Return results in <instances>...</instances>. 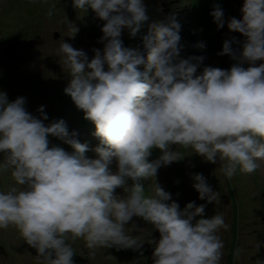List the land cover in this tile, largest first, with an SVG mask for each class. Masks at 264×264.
I'll return each instance as SVG.
<instances>
[{
	"label": "clouds",
	"instance_id": "clouds-1",
	"mask_svg": "<svg viewBox=\"0 0 264 264\" xmlns=\"http://www.w3.org/2000/svg\"><path fill=\"white\" fill-rule=\"evenodd\" d=\"M72 6L82 13L91 9L104 22L103 48H93L91 59L63 39L58 48L70 76L64 92L94 124L100 143L90 149L63 119L45 125L43 106L37 118L26 111L24 97L10 102L0 92V172L14 181L0 191V229H17L35 249L37 264H74L69 240L81 239L92 256L99 248L143 256L142 220L159 233L147 242L152 264H221L219 233L228 225L219 212L205 218L208 203L219 205V192L202 173L192 174V187L206 203L181 209L155 178L160 168L181 160L180 148L219 164L229 180L264 162V0H243L241 18L227 22L245 38L226 39L218 53L235 61L230 69L208 66L199 74L205 57H181L174 13L147 25L142 52L125 47L121 36L127 30L137 37L149 21L143 0H72ZM210 15L218 29L224 26L219 4ZM64 27L70 38L79 32L66 17ZM50 136L72 151L50 147ZM153 149L160 155L150 161ZM145 180L151 181L147 195ZM240 254L237 248L235 258Z\"/></svg>",
	"mask_w": 264,
	"mask_h": 264
},
{
	"label": "rangeland",
	"instance_id": "rangeland-1",
	"mask_svg": "<svg viewBox=\"0 0 264 264\" xmlns=\"http://www.w3.org/2000/svg\"><path fill=\"white\" fill-rule=\"evenodd\" d=\"M143 2L149 21L135 38H130L127 30L123 31L121 39L125 47L140 48L141 36L146 34L147 25L174 13L181 25V57H205L197 69V74L204 67L227 70L235 63L228 55L218 53L222 51L226 39L235 37L241 42L245 39L242 34L231 32L227 28L230 18H241L243 0ZM214 4H219L224 11L225 24L219 29L210 15ZM49 10H52V16L47 15ZM65 17L79 27V32L73 38L68 37L69 33L64 27ZM103 23L91 9L87 13L74 9L72 0H0V92L6 93L10 102L24 97L26 111L37 118L40 117L37 109L43 106L44 114L48 116V120L44 121L45 125L53 120L63 119L68 130L76 132L78 141L88 143L90 149L95 148L100 141L94 133L83 134L78 128L86 119L84 112L78 109L70 96L64 92L70 76L63 65V54L58 52V48L63 39L74 48L84 50L91 59L93 48H103V44L98 43L103 35ZM198 43H203L205 47L197 48ZM233 47L239 48L240 45ZM140 50L143 52V48ZM259 63L261 62L257 61V66ZM62 108L64 112L60 114ZM49 141L50 147L55 145L65 151H72L70 146L58 138L50 136ZM180 152L181 160L158 170L156 182L171 193L172 200L183 209L189 202L194 201L197 206L206 203L198 199L199 194L192 187L191 175L202 173L207 183L220 194L219 205H206L205 218L219 212L228 225L227 230L221 229L219 233L225 244L221 264H264V246H256V242H264V162H260L261 166L256 172L242 174L238 171L229 180L220 172L219 164L203 160L202 157L191 153L190 149L180 148ZM86 155L95 158L93 151ZM159 155V150L153 149L149 160L157 159ZM2 160L3 153H0V162ZM150 183L148 180L142 181L146 195L149 194ZM13 184L10 173L0 172V191H7ZM116 194L121 195L122 190L117 189ZM138 223L140 227L145 228L140 233L145 240L143 256L131 250L117 251L115 248L96 249L95 255L92 256L81 239L75 242L69 240L68 243L72 244L76 251L74 264H152V245L147 242L153 237L158 239L159 233L151 231L150 226L142 220H138ZM237 248L241 249L239 259L234 255ZM23 257L24 264H36L35 249L23 241L17 229L12 226L0 229V264H23Z\"/></svg>",
	"mask_w": 264,
	"mask_h": 264
},
{
	"label": "trees",
	"instance_id": "trees-1",
	"mask_svg": "<svg viewBox=\"0 0 264 264\" xmlns=\"http://www.w3.org/2000/svg\"><path fill=\"white\" fill-rule=\"evenodd\" d=\"M182 7V6H181ZM59 93V92H58ZM77 111V110H76ZM63 112H64V108H62V110L60 111V114H63ZM83 125V126H82ZM82 125H78L79 126V129L82 131V132H88V133H93V132H95V126H94V124L91 122V121H89V120H85L83 123H82ZM262 223V222H261ZM28 252V251H27ZM27 252H26V254H27ZM29 256V255H28ZM32 256V255H31ZM22 260H23V264H24V262H25V259H24V257L23 258H21ZM228 261H230V260H228ZM35 262V261H34ZM26 264H27V262H26ZM36 264H37V261H36Z\"/></svg>",
	"mask_w": 264,
	"mask_h": 264
},
{
	"label": "water",
	"instance_id": "water-1",
	"mask_svg": "<svg viewBox=\"0 0 264 264\" xmlns=\"http://www.w3.org/2000/svg\"><path fill=\"white\" fill-rule=\"evenodd\" d=\"M55 35H56V32L54 33V35H53V36L55 37Z\"/></svg>",
	"mask_w": 264,
	"mask_h": 264
}]
</instances>
